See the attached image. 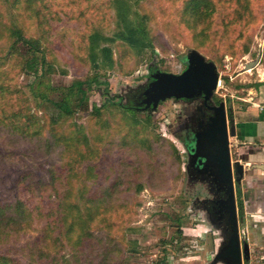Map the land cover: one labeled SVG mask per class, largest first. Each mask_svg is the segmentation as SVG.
Segmentation results:
<instances>
[{
  "label": "rangeland",
  "instance_id": "obj_1",
  "mask_svg": "<svg viewBox=\"0 0 264 264\" xmlns=\"http://www.w3.org/2000/svg\"><path fill=\"white\" fill-rule=\"evenodd\" d=\"M192 1L0 0V264H232L227 186L200 137L207 123L196 130L203 94L154 103L147 91L197 54L216 67L215 107L233 122L264 111V0ZM128 29L143 46L118 37ZM93 35L112 42L91 51ZM96 77L106 97L102 85L78 93ZM241 163V264H264V183ZM19 196L31 214L11 231Z\"/></svg>",
  "mask_w": 264,
  "mask_h": 264
},
{
  "label": "water",
  "instance_id": "obj_2",
  "mask_svg": "<svg viewBox=\"0 0 264 264\" xmlns=\"http://www.w3.org/2000/svg\"><path fill=\"white\" fill-rule=\"evenodd\" d=\"M251 66L253 64H250V68ZM217 78L216 67L212 63L205 62L199 55L194 54L190 58L187 70L179 75L163 74L159 76L158 80L151 84L147 93L151 95L154 103L166 98L191 97L201 93L205 101H208L217 87ZM213 109L217 115L210 119L208 129L200 137L206 142L207 149L212 155L210 161L216 165L217 176L227 186L226 195L227 203L229 204V215L232 229L235 233L229 242L225 255L231 258L232 264H241L242 252L237 235L233 176L236 184L241 183L245 175V169L237 155L234 157V161H231L225 110L222 106L214 107ZM231 123L232 128L229 135L230 137H236L233 129V120H231ZM246 250L247 247L245 245L244 254H247Z\"/></svg>",
  "mask_w": 264,
  "mask_h": 264
},
{
  "label": "trees",
  "instance_id": "obj_3",
  "mask_svg": "<svg viewBox=\"0 0 264 264\" xmlns=\"http://www.w3.org/2000/svg\"><path fill=\"white\" fill-rule=\"evenodd\" d=\"M192 2L193 3H196V2L199 3L201 1L200 0H193ZM13 34L15 35L16 41H20V42H23L24 44L28 45L34 52H41L40 46H39V42H35L34 43V42L26 40L24 37H22V35L18 31H14ZM118 37L122 41L128 43L129 45H135L136 44V45L143 46L142 40L136 38L137 34L135 33L134 29L124 30L118 35ZM101 42H104V43H108L109 42L110 43L112 41L109 40V39L100 37L98 35L91 36L90 37L91 51H94L95 49H97L98 46H99V43H101ZM106 52H109V49H107ZM94 57H95V53H93L91 55V60L92 61L94 60ZM41 60H42V66H44L45 65L44 57H42ZM30 64H31V61L29 63H27V66H26L28 71H30V69L33 70V67L32 66L30 67ZM33 74H38L37 68H35V70L33 71ZM75 85L77 86L78 93H80V94L81 93L85 94V92H87V88L89 89V88H91V86H98L99 87L100 85H102V86L105 87V89L102 90V92H101L102 94L101 95L105 96V97H106V95H108V92H106V91H107V88H108L109 84L107 83V81H105L101 77L100 78L96 77L95 79H91V80L89 79L86 83H79L78 82ZM70 90H71V88H70ZM69 104L70 103L66 100V98H62V99H60L59 101H57L55 103V105L60 110V112L64 113V114H70L71 113V110H70V108L68 106ZM43 192L44 191L37 190L35 187H32L31 189H29V193H32V194L36 193V195H41ZM236 195H237V198L241 197V193H240V188L239 187H238ZM16 198H17V200L10 201V203H11V205H10L11 207L9 208L10 209V213L7 215L9 218L14 219L16 221V222L14 220L8 221V223H11L10 225L13 226V228H11V231H15L16 230L15 226L13 224H20V223H18V220L25 221L28 217H30V214H31V210H30V207H29L28 203L26 205L25 202L23 201L22 197H20V196L16 197ZM239 205L242 206L241 201L239 202ZM47 218H49V217L47 216ZM74 225L76 226L75 222L70 223L69 232H71V229L74 227ZM63 232H64V228H63ZM42 260H44V259L39 258L38 263H42ZM44 264H53V261H49V262H46Z\"/></svg>",
  "mask_w": 264,
  "mask_h": 264
},
{
  "label": "crops",
  "instance_id": "obj_4",
  "mask_svg": "<svg viewBox=\"0 0 264 264\" xmlns=\"http://www.w3.org/2000/svg\"><path fill=\"white\" fill-rule=\"evenodd\" d=\"M250 110L251 111L244 114L245 121H240V117L237 115L235 116L233 129L236 133V137L229 136V150L231 155L234 157L237 155L239 157L240 162L242 159H244L248 163V166L250 165L252 168H255L256 170L250 171L251 175L255 176L256 179L264 183V111L257 112L256 109ZM238 141L250 144L254 143L253 145L257 144V146L261 145V149L250 148V150H248V152L245 154L239 147V143H237ZM233 147H236L234 153L232 151ZM246 165H243L244 168L247 167ZM246 173L248 174L249 172L247 171L245 174ZM249 181V187H257V181H252V178H250ZM260 194L261 197H264V190Z\"/></svg>",
  "mask_w": 264,
  "mask_h": 264
},
{
  "label": "flooded vegetation",
  "instance_id": "obj_5",
  "mask_svg": "<svg viewBox=\"0 0 264 264\" xmlns=\"http://www.w3.org/2000/svg\"><path fill=\"white\" fill-rule=\"evenodd\" d=\"M201 100L202 101L200 102V105L199 106H196V112L200 116V119H198L197 122H196V126H197V129L196 130H199V125H203L204 123H207V128H206V130H207L208 127H209V124H210V119L213 118V117H215L217 115V113L214 111L213 108L215 106L210 102V99L208 101H205L204 96L202 95L201 96ZM210 113H213V115H211ZM225 113H226V119H227V123H228V136H230L229 134H230V130L232 128V123H231L232 116H229L228 115V112H226V111H225ZM206 130H205V132H206ZM197 133L198 132H196L195 134H197ZM230 155H231V153H230ZM211 156L212 155H210L209 159L211 158ZM231 161L232 162L234 161V156L233 155H231ZM233 178H234V176H233ZM239 186H240L239 184L236 185L234 183L235 193H237V190H238V187Z\"/></svg>",
  "mask_w": 264,
  "mask_h": 264
},
{
  "label": "built area",
  "instance_id": "obj_6",
  "mask_svg": "<svg viewBox=\"0 0 264 264\" xmlns=\"http://www.w3.org/2000/svg\"><path fill=\"white\" fill-rule=\"evenodd\" d=\"M220 83L217 81V85H219Z\"/></svg>",
  "mask_w": 264,
  "mask_h": 264
}]
</instances>
